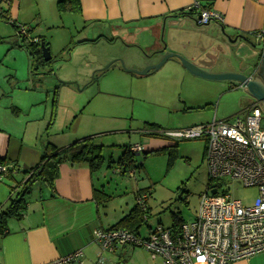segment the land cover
<instances>
[{
	"label": "rangeland",
	"instance_id": "obj_1",
	"mask_svg": "<svg viewBox=\"0 0 264 264\" xmlns=\"http://www.w3.org/2000/svg\"><path fill=\"white\" fill-rule=\"evenodd\" d=\"M57 1L0 0V112L15 117L17 108L18 120L32 118L33 122L21 125L23 131L29 127L28 144L34 143L39 129L41 137L51 135L62 146L96 135L94 142L103 147L100 153L105 159L103 168L95 172L96 184L111 197L101 208L104 217L119 220L128 215L141 192L148 195V219L138 232L141 237L149 226L172 227L173 213L184 223L192 222L207 189L225 186L210 181L205 139L178 142L172 166L170 147L136 155L134 172L129 168L124 172L118 161L125 147L141 143L139 133L145 124L175 131L211 123L215 114L223 120L241 112L247 94L241 88L227 91L222 82L196 78L181 62L167 63L147 77L135 76L129 71H141L146 60L141 46L123 40L79 44L86 36L80 18L59 13ZM12 21L31 29L30 40L42 37L49 44L53 62L34 78L36 90L28 53L15 45L21 38ZM210 101L213 107L206 106ZM18 177L3 180L0 199H7L10 186L18 187L11 193L13 198L20 194L23 175ZM35 185L36 191L43 186ZM234 196L248 206L258 195L255 188H239Z\"/></svg>",
	"mask_w": 264,
	"mask_h": 264
},
{
	"label": "crops",
	"instance_id": "obj_2",
	"mask_svg": "<svg viewBox=\"0 0 264 264\" xmlns=\"http://www.w3.org/2000/svg\"><path fill=\"white\" fill-rule=\"evenodd\" d=\"M80 5L82 12L76 15L83 25L82 31L86 30V36L78 43L98 45L123 40L129 46L138 44L146 56L142 67H139L141 71L159 63L164 54L173 53L184 57L204 73H236L252 80L257 74L263 83L264 55L254 43L253 34L264 28V0H80ZM197 5L201 7L196 11L197 14L181 16L182 12L189 13ZM206 9L222 15L223 22L199 26L196 22L198 14ZM110 39L112 41L109 42ZM19 43L16 42L15 45ZM159 51L163 53L157 54ZM108 61L110 60L104 63ZM179 62L177 58H172L164 65L172 63L179 66ZM30 76L32 89L36 90L34 84L37 79H32L31 73ZM221 82L227 91L239 88V83ZM244 92L248 98L242 103L241 112L253 104L252 101L256 102L247 91ZM206 106L214 105L210 101ZM14 110L15 117L0 112V160L5 161L0 165L9 170L6 179L16 181L19 173L23 175L24 171L40 163L46 143L62 149V157L67 156L68 151H65L73 143L62 146L51 135L41 137L39 129L34 143L28 144L26 138L30 134L29 127L25 126L23 131L21 125L25 122L28 125L33 120H18L20 110ZM214 117L218 119L216 114ZM232 117L234 116L225 119ZM139 135V144L143 147L141 153L173 146L164 137H147L143 130ZM91 136L96 135L78 138L74 143ZM58 169L54 187L42 183L43 186H39L36 191L34 184L28 196V208L23 220L11 221L9 234L0 236V264H52L75 251L83 252L79 264H97L101 252L99 245L93 240V233L96 229H110L127 216L117 220L102 215L101 208L105 204L98 202L100 191L97 179L86 163L65 160ZM17 189L18 187L10 186L7 199H0V209L9 201L11 191L16 193ZM101 191L107 194L104 188ZM150 228L153 227L149 226L148 231ZM106 254L107 260L115 264H164L160 258L153 259L148 251L139 248L124 247L115 256ZM235 264H264V253Z\"/></svg>",
	"mask_w": 264,
	"mask_h": 264
},
{
	"label": "built area",
	"instance_id": "obj_3",
	"mask_svg": "<svg viewBox=\"0 0 264 264\" xmlns=\"http://www.w3.org/2000/svg\"><path fill=\"white\" fill-rule=\"evenodd\" d=\"M199 26L211 22L222 23L223 16L212 9L201 10ZM27 28L22 27L25 35ZM254 43L261 46L264 55V28L253 34ZM35 42L37 40H34ZM173 145L188 140L207 141L204 161L211 183L201 196L199 213L190 223H184L179 233L158 225L141 237L127 229H96L93 240L101 254L97 264H115L105 253L113 256L124 247L149 252L153 259L164 264H235L264 253V110L253 103L230 119L213 118L211 123L187 129L164 130L162 138ZM143 147L134 145L133 153ZM9 170L0 165V185ZM239 188L257 190L251 205L245 206L234 196ZM213 194V191H215ZM146 193L138 194L136 203L147 210ZM83 252L75 251L52 264H79Z\"/></svg>",
	"mask_w": 264,
	"mask_h": 264
},
{
	"label": "trees",
	"instance_id": "obj_4",
	"mask_svg": "<svg viewBox=\"0 0 264 264\" xmlns=\"http://www.w3.org/2000/svg\"><path fill=\"white\" fill-rule=\"evenodd\" d=\"M197 1V0H196ZM199 5L193 7L189 13H181L182 15L192 16L197 14L196 11L200 9ZM57 11L61 14L66 13H74L81 14V5L80 0H59L57 3ZM199 15V14H198ZM14 25L15 29L19 31V36L21 38V43L16 44L19 49H26L30 64V73L32 74V78L39 76L42 74V70L46 68L51 62H46L43 59V47L49 48V44L42 38H31L30 40V32L31 29H27L25 35L21 33V26H18L16 22L11 23ZM34 40H37L36 42ZM112 41L111 39L108 40ZM16 114V111H14ZM143 134L149 138H162V132L164 129L157 124H145L143 127ZM96 136H91V138H86L83 140H79V142L73 143L69 148H67L66 152L68 153L66 157L60 156L63 153V150L58 148L56 145H52L51 143H46L43 149L40 163L31 168L28 171H24L23 181L21 182L22 187L20 194H17L16 198L11 196L7 205L4 208L0 209V236H7L9 234L8 227L11 221L15 220L21 222L24 218L25 212L27 211V201L28 196L31 193L32 186L36 182L46 183L51 188L54 187V183L56 182V178L59 174V165L63 163L65 160H69L72 163H86L88 167H90L91 173H95L100 171L103 168L104 157L100 153L102 151V146L96 145L95 141ZM177 146L176 143L173 146H170L169 153V166H172L174 160L177 156ZM132 146L125 147L124 154L119 159L118 165L122 166L124 172L129 168L134 172L135 165V156L140 155L138 153H133L131 151ZM166 147H164L165 149ZM164 149H159L158 151H164ZM150 153H145L148 155ZM111 163L112 160L110 161ZM5 161L0 160V164H4ZM11 176V175H10ZM143 191V190H142ZM13 193V190L11 191ZM141 194V192H139ZM111 197L103 192H99L98 202L106 204ZM147 211H142L137 203L131 208L130 212L127 216L119 220V222L114 225L111 229H127L130 232L138 233L143 225L147 222ZM184 224L182 217L179 214H172V227L168 228L175 233H179L182 225ZM167 229V230H168Z\"/></svg>",
	"mask_w": 264,
	"mask_h": 264
},
{
	"label": "water",
	"instance_id": "obj_5",
	"mask_svg": "<svg viewBox=\"0 0 264 264\" xmlns=\"http://www.w3.org/2000/svg\"><path fill=\"white\" fill-rule=\"evenodd\" d=\"M43 59L46 62H50V59L52 58L50 53V48L43 47ZM259 49H261V46H258ZM262 50V49H261ZM164 51V50H163ZM163 51H159V53H163ZM177 58L181 64L194 76L201 77L206 80H212L216 82L221 81H227V82H235L239 83V88L244 89L248 92V94L254 98L257 102H261V108L264 110V85L262 83L261 78L256 74L254 76V80L250 79L248 76H244L242 74H236V73H221V74H207L198 69L197 67H194L190 62H188L185 58L183 59L181 56L177 54H164L162 58L160 59L159 63L155 65L148 66L147 69L142 71H129L130 73L138 76H148V74L160 70V68L163 67V65L170 59ZM112 65V64H111ZM111 65L107 66L105 70H107ZM216 190L213 191V194H215Z\"/></svg>",
	"mask_w": 264,
	"mask_h": 264
},
{
	"label": "flooded vegetation",
	"instance_id": "obj_6",
	"mask_svg": "<svg viewBox=\"0 0 264 264\" xmlns=\"http://www.w3.org/2000/svg\"><path fill=\"white\" fill-rule=\"evenodd\" d=\"M263 85H264V78H263ZM252 103H258V104H260V106H261V102H255V101H252Z\"/></svg>",
	"mask_w": 264,
	"mask_h": 264
}]
</instances>
